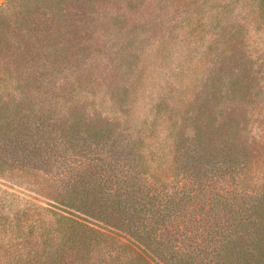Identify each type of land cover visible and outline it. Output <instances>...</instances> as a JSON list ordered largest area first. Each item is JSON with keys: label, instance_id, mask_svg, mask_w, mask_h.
I'll use <instances>...</instances> for the list:
<instances>
[{"label": "rangeland", "instance_id": "374dc122", "mask_svg": "<svg viewBox=\"0 0 264 264\" xmlns=\"http://www.w3.org/2000/svg\"><path fill=\"white\" fill-rule=\"evenodd\" d=\"M261 203L264 0H0V264H215Z\"/></svg>", "mask_w": 264, "mask_h": 264}, {"label": "trees", "instance_id": "16d2710c", "mask_svg": "<svg viewBox=\"0 0 264 264\" xmlns=\"http://www.w3.org/2000/svg\"><path fill=\"white\" fill-rule=\"evenodd\" d=\"M232 152L235 153L234 150ZM256 208V220L252 223L253 229L245 227L243 233L236 234L234 238L230 235L223 236V240L220 241L219 246L217 245L213 256L216 261L215 264H264V204L261 203ZM240 223L241 226H244L246 222L240 220ZM248 223H250L249 220ZM84 229L90 230V227L81 219L72 215L61 214L60 230L64 237L61 250L63 251V248L72 249L73 252L82 254L88 247L90 248L92 242H88L83 236ZM93 231L96 238L105 236V238H109L108 241L120 242L123 248V257L116 258L114 264H165L164 262H167L161 255L158 257L157 249L151 248L144 237L129 236V239L123 240L118 235L115 236V233L108 235L96 230ZM186 260H190V257L189 259L187 257Z\"/></svg>", "mask_w": 264, "mask_h": 264}]
</instances>
